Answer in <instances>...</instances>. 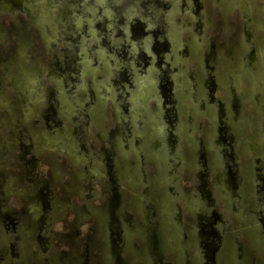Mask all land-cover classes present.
I'll return each instance as SVG.
<instances>
[{
	"label": "flooded vegetation",
	"instance_id": "1",
	"mask_svg": "<svg viewBox=\"0 0 264 264\" xmlns=\"http://www.w3.org/2000/svg\"><path fill=\"white\" fill-rule=\"evenodd\" d=\"M194 1L197 30L204 13L199 2ZM230 3L242 15L241 26L247 34L250 0H230ZM222 9L224 16L231 15L228 5ZM140 23L138 20L136 26ZM163 27L159 32H173L177 39L162 41L161 34L158 36L160 46L156 50L166 53L164 62L168 70H162L156 88L167 112L165 136L153 140L155 152H150L153 159L137 162L136 158L133 161L124 155L123 173L119 175L110 166L112 130L104 131L102 124V134L97 133L101 143L97 148L101 154L100 162L96 163L97 178L88 172L80 178L77 168L75 171L68 168L69 177L62 179L65 170L62 168L58 174L60 166L51 160L48 171H57L59 182L48 184L36 168L38 161L32 155L36 149L21 143L12 148L7 143L8 151L0 161V264H264V213L258 214L255 221L250 214L261 198L258 189L252 186L249 165L235 160L237 152L244 150L231 146L239 138L238 124L242 118L258 114L255 120H261L259 108L245 99L247 90L239 85L245 44L240 43L241 55L233 61L229 55L230 40L226 37L215 40L218 33L214 27L211 37L202 36L193 28L191 35L193 39L195 35L198 44L193 52L192 36L185 40L176 26ZM221 48L228 50L224 57L219 55ZM247 50L249 59L254 60L253 46ZM198 57L201 62L194 61ZM190 59L192 62H186ZM229 63H234L231 69L227 68ZM252 66L250 61L247 67ZM183 69L184 72H179ZM171 70L179 73L174 76ZM257 92L250 89L251 97L256 98ZM187 97L194 103L180 104ZM249 106L252 110L244 111ZM187 110L197 111L198 116L188 114L180 123L177 117ZM213 113V132L218 142L210 137L212 130L207 127V117ZM195 117L199 120L195 121ZM178 125L191 138L177 136ZM246 126L252 129L249 133L253 136L261 132L260 125ZM73 129L69 131L72 143L86 148L88 130L81 139L71 132ZM221 129H226L225 136ZM214 143L222 149L214 150L211 146ZM255 161L257 180L262 181L264 174L258 160ZM132 165L138 171L135 177L129 172ZM145 165L148 172L143 168ZM42 166H46L45 162ZM159 167L164 186L160 180L158 185L166 193L157 205L150 194L148 175L156 177ZM5 168L10 170V177L3 172ZM138 178L139 189L135 186ZM79 184L85 191L73 197L71 193ZM240 197L252 204L249 213L238 211L236 203Z\"/></svg>",
	"mask_w": 264,
	"mask_h": 264
},
{
	"label": "rangeland",
	"instance_id": "2",
	"mask_svg": "<svg viewBox=\"0 0 264 264\" xmlns=\"http://www.w3.org/2000/svg\"><path fill=\"white\" fill-rule=\"evenodd\" d=\"M197 1L204 13L201 26L197 28L199 34L211 37L214 27L218 33L215 40L221 41L224 37L230 40L229 55L233 61L241 55L242 42L246 47V53L243 51L246 56L241 55L244 69L241 68L239 85L247 90L246 94L242 92L245 99L259 108L261 120H255L258 114L250 115V120L242 118L238 124L239 138L231 146L244 150L237 152L235 160L249 165L252 186L260 192L257 194L261 201L254 203V212L250 213L255 221L258 214L264 213V178L257 180L255 161L258 160L260 172L264 174V0H250L247 34L241 26L242 15L230 0H201L202 4ZM194 4V0H0V150L4 149L0 152V161L8 151L7 143H11L12 148L21 143L36 149L32 154L38 161L36 168L39 176L47 178L48 184L59 182L55 175L57 171L60 174L62 168L66 173L62 179L69 177L72 168L81 172L80 178L88 172L95 179L99 175L96 163L101 156L97 151L101 144L97 133L102 134V124L104 131L112 130L110 166L119 175L123 173L124 155L133 161L136 158L137 162L153 159L150 155L155 152L153 140L165 136L164 115L167 112L156 88L158 77L164 73L162 70H168L164 62L166 53L156 50L160 46L158 36L161 34L162 41L177 39L173 32L159 30L170 24L179 29L182 39H190L193 28L197 31L198 15ZM227 5L231 15L224 16L222 6L226 8ZM138 20H141L139 27L136 26ZM179 42L180 52L182 41ZM197 45L194 35V39L193 36L190 39L192 52ZM250 45L254 60L249 59L247 48ZM219 51L224 57L228 50L221 48ZM199 57L194 61L199 62ZM250 61L252 68L247 67ZM228 65L231 69L234 63ZM179 72L171 70L174 76ZM250 89L252 92L258 90L256 98L251 97ZM189 103L194 102L187 97L180 104ZM245 110L250 112L252 107ZM188 114L198 116L197 111L187 110L179 114V122H184ZM209 116L207 127L212 130L209 135L218 142L213 132L214 113ZM194 120L199 119L195 117ZM247 123H252L254 128L260 125L261 132L253 136ZM70 128L81 139L88 130L86 148L72 143ZM184 130L181 125L175 128L177 136L191 138ZM221 133L225 136L226 129H221ZM211 146L214 150L222 149L216 143ZM51 160L60 168L49 173L48 161ZM143 168L148 172L146 165ZM3 172L10 177L9 169ZM129 172L134 177L137 175L135 165ZM155 176L148 175L150 194L159 205L166 193L158 185L160 180L164 186L161 167ZM135 186L141 188L139 178ZM242 188L241 182L239 189ZM82 191L85 188L79 184L71 194L75 197ZM236 205L240 212L249 213L248 208L252 209V204L242 197Z\"/></svg>",
	"mask_w": 264,
	"mask_h": 264
}]
</instances>
